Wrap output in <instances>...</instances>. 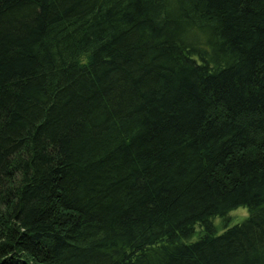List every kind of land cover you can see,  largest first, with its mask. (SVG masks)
Instances as JSON below:
<instances>
[{"label":"trees","instance_id":"1","mask_svg":"<svg viewBox=\"0 0 264 264\" xmlns=\"http://www.w3.org/2000/svg\"><path fill=\"white\" fill-rule=\"evenodd\" d=\"M0 264H264V0H0Z\"/></svg>","mask_w":264,"mask_h":264},{"label":"rangeland","instance_id":"2","mask_svg":"<svg viewBox=\"0 0 264 264\" xmlns=\"http://www.w3.org/2000/svg\"><path fill=\"white\" fill-rule=\"evenodd\" d=\"M229 217L231 220L230 226H234L236 224L242 223L248 217V211L245 208H239L231 212ZM215 224L220 229V232L223 231L221 230V226L223 225V223L220 219H217Z\"/></svg>","mask_w":264,"mask_h":264}]
</instances>
